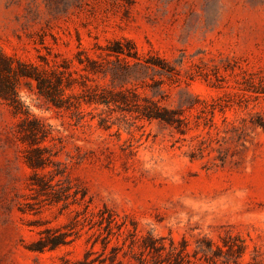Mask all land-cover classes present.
<instances>
[{"label": "rangeland", "instance_id": "1", "mask_svg": "<svg viewBox=\"0 0 264 264\" xmlns=\"http://www.w3.org/2000/svg\"><path fill=\"white\" fill-rule=\"evenodd\" d=\"M0 50L66 105L19 83L35 171L0 97V264H264V0H0Z\"/></svg>", "mask_w": 264, "mask_h": 264}, {"label": "trees", "instance_id": "2", "mask_svg": "<svg viewBox=\"0 0 264 264\" xmlns=\"http://www.w3.org/2000/svg\"><path fill=\"white\" fill-rule=\"evenodd\" d=\"M22 79L28 80L31 84L35 80L39 91L59 107L66 106L64 103L65 97L63 96L64 90L60 85L61 81L54 87L48 84L47 78L38 66L13 59L0 50V97L12 107L16 115L22 117L19 128L20 138L31 145L30 152L27 154V162L35 171H38V169L46 168L50 158L46 155V146L40 143L47 135L46 128L41 119L30 111L29 106L25 104L20 96L19 83ZM148 116L160 118L169 123L173 122L169 115L162 113H148ZM35 182L42 190H46L51 185L49 181L42 177H37ZM61 243H64V240L58 237L35 248L39 250H43L45 246L55 248Z\"/></svg>", "mask_w": 264, "mask_h": 264}]
</instances>
